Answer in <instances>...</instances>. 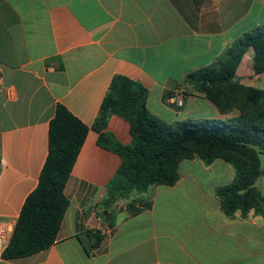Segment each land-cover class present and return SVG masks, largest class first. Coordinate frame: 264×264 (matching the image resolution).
<instances>
[{"label": "crops", "instance_id": "obj_1", "mask_svg": "<svg viewBox=\"0 0 264 264\" xmlns=\"http://www.w3.org/2000/svg\"><path fill=\"white\" fill-rule=\"evenodd\" d=\"M262 24L264 0H0L1 221L15 226L38 185L57 106L89 128L65 188L70 204L57 242L0 264H264V217L228 216L215 195L232 183L231 164L185 160L174 186L105 207L122 159L98 145L93 128L115 75L143 84L149 112L164 122L229 119L186 76ZM251 61L244 57L237 76L264 90V73L239 74ZM105 132L121 144L132 140L130 124L115 114ZM261 161L256 185L264 193ZM95 233L102 240L91 249Z\"/></svg>", "mask_w": 264, "mask_h": 264}, {"label": "trees", "instance_id": "obj_2", "mask_svg": "<svg viewBox=\"0 0 264 264\" xmlns=\"http://www.w3.org/2000/svg\"><path fill=\"white\" fill-rule=\"evenodd\" d=\"M245 56L252 60L254 74L264 73V24L242 34L214 65L194 70L185 79L221 114L238 113L226 120L164 122L149 112L150 92L143 84L124 75L114 76L93 126L99 133L98 145L122 159L106 186L105 207L153 186H174L185 160L200 158L211 165L221 159L234 168L232 183L215 190L224 214L245 216L254 210L264 217V193L256 185L263 174L264 90L243 84L237 76ZM113 114L130 124L129 144L105 132ZM88 131L67 108L57 106L38 185L24 202L4 259L33 255L57 242L70 204L65 188ZM93 238L91 249L100 244L102 236L95 233Z\"/></svg>", "mask_w": 264, "mask_h": 264}, {"label": "built area", "instance_id": "obj_3", "mask_svg": "<svg viewBox=\"0 0 264 264\" xmlns=\"http://www.w3.org/2000/svg\"><path fill=\"white\" fill-rule=\"evenodd\" d=\"M173 103L182 105V98H173ZM14 224L10 221L0 220V261L4 259L5 252L10 244L14 233Z\"/></svg>", "mask_w": 264, "mask_h": 264}, {"label": "rangeland", "instance_id": "obj_4", "mask_svg": "<svg viewBox=\"0 0 264 264\" xmlns=\"http://www.w3.org/2000/svg\"><path fill=\"white\" fill-rule=\"evenodd\" d=\"M251 69H253V65L251 64L250 66H248L246 63L243 64L239 70V74L240 76H243L245 73H247L248 71H250ZM245 81V84H249V80L248 79H244ZM238 113L236 112H233V113H230V114H226V116H230L231 117H235V115H237ZM262 159H264V155H262Z\"/></svg>", "mask_w": 264, "mask_h": 264}]
</instances>
